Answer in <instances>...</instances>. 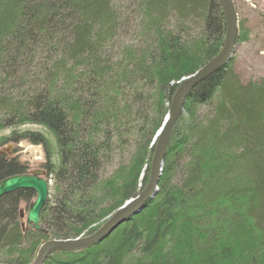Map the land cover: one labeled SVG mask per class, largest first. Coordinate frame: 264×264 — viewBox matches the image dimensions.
Here are the masks:
<instances>
[{"label": "trees", "instance_id": "obj_1", "mask_svg": "<svg viewBox=\"0 0 264 264\" xmlns=\"http://www.w3.org/2000/svg\"><path fill=\"white\" fill-rule=\"evenodd\" d=\"M225 35L220 0H0V129L38 124L57 147L54 158L44 134L24 137L45 147L53 185L41 231L22 226L34 191L0 197V263L30 264L48 240L92 234L139 193L177 82ZM184 109L155 197L100 243L44 264H170L167 241L173 264H264V78L244 81L230 61ZM27 171L0 153V181ZM241 244L261 255L234 259Z\"/></svg>", "mask_w": 264, "mask_h": 264}, {"label": "water", "instance_id": "obj_2", "mask_svg": "<svg viewBox=\"0 0 264 264\" xmlns=\"http://www.w3.org/2000/svg\"><path fill=\"white\" fill-rule=\"evenodd\" d=\"M220 2L226 18V35L223 47L210 61L177 82V88L170 102L169 110L152 141L154 153L146 186L136 196L126 200L118 207L109 216L108 220L92 234L69 239H52L44 242L39 247L36 258L30 264H44L48 257L56 251L91 248L104 240L120 224L139 213L146 206V203L155 197L159 190V182L170 137L176 122L185 111V102L190 92L200 81L228 65L233 57L239 32L238 15L233 0H220ZM2 152L4 151L0 150V153ZM144 171L141 178L145 175ZM45 175L44 170L35 169L31 173L14 175L0 181V196L17 189H30L36 194L35 199L29 205L26 222L22 223L24 230L28 228L38 231L43 230L41 213L49 198V182L43 177ZM21 217H24L23 211H21Z\"/></svg>", "mask_w": 264, "mask_h": 264}, {"label": "rangeland", "instance_id": "obj_3", "mask_svg": "<svg viewBox=\"0 0 264 264\" xmlns=\"http://www.w3.org/2000/svg\"><path fill=\"white\" fill-rule=\"evenodd\" d=\"M233 1L236 7L239 21L238 35H241V33L247 35L246 40L238 41L235 45L234 54L231 59L233 67L244 81L264 78V0ZM13 132H15L16 135L20 136L19 140H8V137ZM31 132L42 133L46 136L49 141V148L53 150L55 158L57 147L54 137L43 126H40L38 124H25L12 130L0 129V150L5 151L7 155L17 157L23 163L26 162L28 164V170H31L32 168H40V166L46 161L45 147L39 144L32 143L29 139L24 138ZM29 205L30 203H23L21 205V209L24 213L22 221L24 222H26V214ZM230 211L232 210L230 209ZM107 218L108 216L101 221V225L106 222ZM240 239L242 240V238ZM240 239L239 241H241ZM168 243L169 242L167 241V244H165L166 247L168 246ZM166 247L162 248L159 253L164 257L165 260H167V262L173 264V262L170 260L171 258L173 259L174 251L170 253L171 250H167ZM238 249L239 252L238 250H235L236 256L233 255L234 259H238L237 254L240 258H245L247 255H249L250 257L261 255L257 248L251 246L247 247L246 244H241ZM214 259L215 261H218L216 256ZM225 260H231V257L225 258Z\"/></svg>", "mask_w": 264, "mask_h": 264}, {"label": "bare ground", "instance_id": "obj_4", "mask_svg": "<svg viewBox=\"0 0 264 264\" xmlns=\"http://www.w3.org/2000/svg\"><path fill=\"white\" fill-rule=\"evenodd\" d=\"M202 67V66H201ZM52 152H53V150H51ZM2 153H4V154H6L7 155V153L4 151V152H2ZM153 153H154V151H153ZM8 157H13V156H10V155H7ZM45 159H46V157H45ZM46 163V162H45ZM42 164L41 166H40V168H42V170H44L45 172H46V175L45 176H43L45 179H47L48 180V182H49V195H50V192H51V186L53 185V180H52V178H51V176L48 174V171H47V168H46V164ZM33 169V168H32ZM31 169V170H32ZM35 169V168H34ZM33 169V170H34ZM148 169H149V172H150V165L148 166ZM31 170H28L27 172H25V173H21V174H27V173H31ZM145 172H144V174H146V172H147V166L145 167ZM16 175H19V174H16ZM12 176H14V175H12ZM145 176V175H144ZM11 177V176H10ZM148 180H149V178H148ZM148 183V182H147ZM146 183V184H147ZM146 186V185H145ZM144 186V187H145ZM143 187V188H144ZM17 190H19V189H17ZM30 190V189H29ZM15 191V190H14ZM33 191V190H32ZM11 192H13V191H11ZM11 192H9V193H11ZM8 194V193H7ZM5 195V194H4ZM3 196V195H2ZM1 197V196H0ZM111 215V214H110ZM109 215V216H110ZM109 216H108V218H109ZM108 218L106 219V221L108 220ZM24 222V221H23ZM94 246V245H93ZM92 246V247H93ZM38 253V252H37Z\"/></svg>", "mask_w": 264, "mask_h": 264}, {"label": "flooded vegetation", "instance_id": "obj_5", "mask_svg": "<svg viewBox=\"0 0 264 264\" xmlns=\"http://www.w3.org/2000/svg\"><path fill=\"white\" fill-rule=\"evenodd\" d=\"M40 169H42V168H40ZM32 170H33V169H32ZM32 170H31V171H32Z\"/></svg>", "mask_w": 264, "mask_h": 264}]
</instances>
